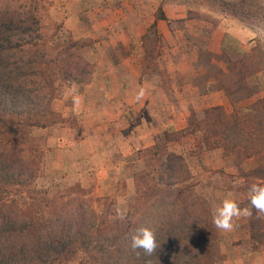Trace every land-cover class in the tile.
<instances>
[{
  "label": "rangeland",
  "instance_id": "rangeland-1",
  "mask_svg": "<svg viewBox=\"0 0 264 264\" xmlns=\"http://www.w3.org/2000/svg\"><path fill=\"white\" fill-rule=\"evenodd\" d=\"M194 2L198 4L195 8L226 11L224 13L244 20L247 25L256 27L259 35L254 43L248 39L240 42L233 37L225 38L220 53L208 50L210 34L207 31L203 36L187 39L192 43H189L188 50L191 48L193 54L197 51L199 56L196 62L198 74L194 80V86L199 91L193 101L190 100V115L187 118L181 115L173 117L179 122V127L170 126L157 137L155 150H143L138 153L137 159H133L135 162L131 160L135 194L129 197L126 188H121L116 197H98L92 189L83 188L81 184H69L50 165L41 130L60 120L54 112L53 104L66 85L72 83L62 80L63 74L69 69L68 65H37L41 69L38 71H42L47 79L55 83L57 97L51 102L52 114L49 117L33 118L34 122L42 119L41 126H30V119L23 117L11 119L22 131L14 148L26 150L24 158L30 163L28 173H31V177L24 184H1L0 226L8 215H18L21 221H33L37 227L47 226L48 221L57 220L61 208L69 210L71 207L77 209L83 206L84 210H92L96 214L95 230L98 236L112 238L118 231L126 243H130V237L135 232L131 228L134 221L144 217L143 214L150 212L157 204L160 209L161 204L168 202L167 196L172 195L171 199L175 200L179 213L186 215L183 210L187 208L198 213L191 219V224L204 222L206 239L214 245L209 249V260L206 259L210 264H219L224 260L225 239L236 228L249 230L251 239L255 241L250 248H260L264 242V212H259L251 205L249 189L253 183L264 184V0H235L228 7L223 6L219 0ZM0 6L8 7L18 14L32 13L39 21L42 42L38 47L26 49L28 57L38 54L40 59L46 51L49 61L55 62L59 54V60L66 63L71 55H76L91 65H99L102 59L119 61V57L129 56L121 46L119 55L112 53L105 57L96 47L95 39L76 40L70 37L63 27L52 22L49 6L44 0H0ZM211 24L217 23L214 20ZM184 40L176 38L170 44L168 40L159 37L147 39L149 46L144 57L145 69L141 79L158 81V86L173 96V106L179 108L182 104L175 99V93L182 92L186 86L178 81L179 76L170 77L165 59L167 51L176 46L182 51V47L186 46ZM74 42L79 44L72 49ZM161 54L163 56L159 58ZM170 54L174 62H177L178 55L173 52ZM173 73L177 74V71L174 69ZM217 92L224 93L226 105L204 109V97ZM214 108L221 110L212 111ZM184 121L186 127L182 129ZM174 155L181 156L182 161L173 159ZM20 157L23 158V155L20 154ZM167 164L174 172L168 171L161 177L162 167L165 168ZM173 175L176 179L170 178ZM170 181H178V184L171 187L168 183L173 182ZM226 197L234 199L241 209L248 208L251 211L250 216L233 218L234 228L230 232L216 228L212 216L214 205ZM117 208L127 209V219H111L116 216ZM165 209L163 207L160 212L165 213ZM64 221L70 219L65 218ZM89 224L93 225V221L90 220ZM151 224L150 220L148 228ZM179 224L183 225V221ZM65 226L67 229L68 226ZM26 235L24 239L30 241V225ZM14 243L18 244V241H7V237H0V248L10 249L12 246L13 252L17 247ZM73 247L69 252L55 257L51 264H98L94 256L98 257L99 254L93 255L84 250L81 238ZM17 252L8 255L15 254L16 260L20 262L23 257Z\"/></svg>",
  "mask_w": 264,
  "mask_h": 264
},
{
  "label": "crops",
  "instance_id": "crops-1",
  "mask_svg": "<svg viewBox=\"0 0 264 264\" xmlns=\"http://www.w3.org/2000/svg\"><path fill=\"white\" fill-rule=\"evenodd\" d=\"M44 1L52 22L63 27L70 37L95 39L96 47L105 57L112 53L119 55L121 46L129 55L119 57V61L102 59L99 65H92L93 73L87 81L66 85L53 104L60 120L41 130L50 165L66 182L92 189L98 197H116L121 188H126L129 197L133 196L135 179L131 160L137 159L139 152L154 148L157 137L170 126L179 127L173 117L190 115V100L199 91L194 86L199 56L197 51L193 54L191 48L188 50L191 42L187 39L203 36L207 31L208 50L220 53L225 38L233 37L240 42L248 39L254 43L259 35L256 27L236 16L195 8L198 4L194 0ZM214 20L216 25L211 24ZM156 35L170 44L176 38L185 39L182 51L176 46L167 51L165 59L170 77L179 76L178 81L186 86L182 92L175 93L181 108L173 106V96L166 94L158 81H141L147 55L144 39ZM170 52L178 55L177 62ZM174 69L177 74L173 73ZM73 85L81 96L78 107H74L69 91ZM140 87L146 95L137 102L135 96ZM204 98V109L227 103L222 92ZM185 127L184 121L182 129ZM252 242L255 241L249 230L236 228L225 239L226 256L219 264H264V242L260 248H250Z\"/></svg>",
  "mask_w": 264,
  "mask_h": 264
},
{
  "label": "trees",
  "instance_id": "trees-1",
  "mask_svg": "<svg viewBox=\"0 0 264 264\" xmlns=\"http://www.w3.org/2000/svg\"><path fill=\"white\" fill-rule=\"evenodd\" d=\"M219 2L225 7L231 4L224 0ZM160 13L165 19L162 10ZM39 24L32 13L18 14L8 7L0 6V186L14 182L24 184L31 177V173H28L30 163L24 158L26 150L14 148L22 131L11 119L23 117L30 119V126H41L45 115L49 117L52 114L51 102L57 97L55 83L47 79L42 71H38L41 69L37 65H68L69 69L62 77L68 84L83 83L93 72V66L81 56L71 55L66 63L59 60V54L57 61H49L46 51L40 59L38 54L28 57L26 49L38 47L42 42V29ZM154 30L156 31V27ZM147 39L151 37L144 39L146 51L149 46ZM155 39H158V35ZM78 44L79 42H74L72 49ZM220 110L221 108H214L212 111ZM35 116H41L42 119L34 122ZM155 148L156 146L147 151ZM172 157L182 161L181 156ZM171 160L170 158L169 161L172 162ZM174 166L178 167L177 164ZM164 167L160 172L161 177L168 171H173L168 164ZM170 178L176 179L175 175ZM170 182H173L168 183L171 187L178 184V181ZM171 197L172 195L167 196L168 202L160 205V209L166 208L165 213L160 212L157 204L150 212L143 214L144 217L136 219L131 227L133 230L148 227L147 223L151 220L149 227L154 231L157 247L150 255L145 254L143 249L133 251L130 243H126L118 231L112 238L98 236L95 230L96 214L78 206L77 209L71 207L69 210L61 208L56 221L50 220L47 226L40 227L33 221H21L18 215H8L2 220L0 237H7V241H18V244L14 243L17 247L13 252L18 250L16 254L23 259L18 262L15 254L8 255L13 254L12 246L10 249L1 247L0 264H51L55 257L74 248L79 238L84 242V250L93 255L99 254L98 257L94 256L98 264H210L206 259L209 260V249L214 245L206 239L204 222L191 224V219L198 213L189 208L183 210L186 215L179 213L180 209ZM65 218L70 221H64ZM90 220L93 225L89 224ZM181 221L183 225L179 224ZM29 225L30 241H26L24 236H27ZM65 225L68 226L67 229ZM7 249L10 250L9 253L6 252Z\"/></svg>",
  "mask_w": 264,
  "mask_h": 264
},
{
  "label": "clouds",
  "instance_id": "clouds-1",
  "mask_svg": "<svg viewBox=\"0 0 264 264\" xmlns=\"http://www.w3.org/2000/svg\"><path fill=\"white\" fill-rule=\"evenodd\" d=\"M72 94V101L74 107H78L81 103V96L79 95L75 85L69 90ZM146 95L145 89L140 87L136 93L135 100L141 101ZM249 197L251 205L259 212H264V184L260 182L253 183L249 189ZM250 216L251 211L248 208L241 209L234 199L223 198L219 203L213 207V223L216 228L230 232L234 228L233 218L240 216ZM111 219L125 220L127 219V209L117 208L116 216ZM130 246L133 251L143 249L145 254H152L157 247L154 231L148 227H139L130 237Z\"/></svg>",
  "mask_w": 264,
  "mask_h": 264
}]
</instances>
